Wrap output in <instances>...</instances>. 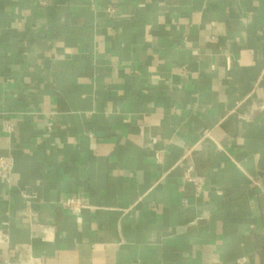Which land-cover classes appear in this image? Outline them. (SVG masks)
Wrapping results in <instances>:
<instances>
[{
	"label": "crops",
	"instance_id": "0c3cea01",
	"mask_svg": "<svg viewBox=\"0 0 264 264\" xmlns=\"http://www.w3.org/2000/svg\"><path fill=\"white\" fill-rule=\"evenodd\" d=\"M263 155L264 0H0V264H264Z\"/></svg>",
	"mask_w": 264,
	"mask_h": 264
},
{
	"label": "built area",
	"instance_id": "2783aa9c",
	"mask_svg": "<svg viewBox=\"0 0 264 264\" xmlns=\"http://www.w3.org/2000/svg\"><path fill=\"white\" fill-rule=\"evenodd\" d=\"M12 171V162L8 157H0V179H7ZM186 182L193 183L197 188L199 187V179L191 177L190 169L186 170L184 177ZM61 206L65 209L74 211L85 207L83 201L75 196L68 197L61 202Z\"/></svg>",
	"mask_w": 264,
	"mask_h": 264
},
{
	"label": "trees",
	"instance_id": "16d2710c",
	"mask_svg": "<svg viewBox=\"0 0 264 264\" xmlns=\"http://www.w3.org/2000/svg\"><path fill=\"white\" fill-rule=\"evenodd\" d=\"M260 170L264 172V155L258 164ZM257 208L259 209V216L264 223V194L257 197ZM254 249L257 252L261 263H264V234H258L255 237Z\"/></svg>",
	"mask_w": 264,
	"mask_h": 264
}]
</instances>
